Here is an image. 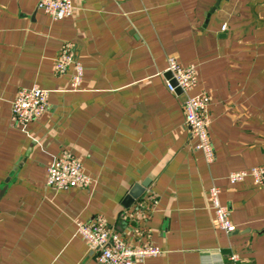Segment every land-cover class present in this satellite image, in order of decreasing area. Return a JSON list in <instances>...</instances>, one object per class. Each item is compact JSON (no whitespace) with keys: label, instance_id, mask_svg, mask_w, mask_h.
<instances>
[{"label":"crops","instance_id":"obj_1","mask_svg":"<svg viewBox=\"0 0 264 264\" xmlns=\"http://www.w3.org/2000/svg\"><path fill=\"white\" fill-rule=\"evenodd\" d=\"M55 18L38 0H0V264H103L77 231L103 219L129 244L163 251L145 264H264V183L229 173L264 164V0H74ZM226 24V28L223 25ZM84 66L55 67L65 41ZM194 63L191 93L208 96L215 155L169 89L168 57ZM49 89L45 113L12 120L21 87ZM67 149L92 177L55 188L47 173ZM148 179L132 203H123ZM236 229L218 226L209 188Z\"/></svg>","mask_w":264,"mask_h":264},{"label":"built area","instance_id":"obj_2","mask_svg":"<svg viewBox=\"0 0 264 264\" xmlns=\"http://www.w3.org/2000/svg\"><path fill=\"white\" fill-rule=\"evenodd\" d=\"M38 6L55 18L72 15L76 8L74 0H38ZM223 28H226V24ZM71 65L75 68L71 87L78 88L83 81L84 66L77 56L74 42L67 40L63 42L55 58V67L59 72H65ZM167 71L171 73L166 78L169 89H181L182 93H185V122L197 138L196 146L205 153L208 160H213L215 149L209 128L211 118L207 113L208 96L203 92L191 93V89L198 83L196 64H182L171 55L168 57ZM48 94L49 89L39 85L19 88L12 101V120L25 125L42 116L48 107ZM249 175L256 182L264 183V164L232 171L228 177L234 182ZM91 182L92 177L85 172L81 159L67 149L62 150L48 168L47 183L58 189L85 187ZM220 191V187L215 184L209 188L216 222L227 231H233L237 226L232 221L230 207L221 201ZM77 231L85 237L90 248L97 252V259L103 264H145L147 257L163 251L151 243L142 246L129 244L124 238L112 234L108 224L101 218L79 220ZM227 264H244V261L237 252H233Z\"/></svg>","mask_w":264,"mask_h":264},{"label":"water","instance_id":"obj_3","mask_svg":"<svg viewBox=\"0 0 264 264\" xmlns=\"http://www.w3.org/2000/svg\"><path fill=\"white\" fill-rule=\"evenodd\" d=\"M168 76L171 75V73L168 71L167 73ZM177 91H181V89H178ZM148 185V179L143 181L142 183H137L135 184L132 189L130 190V192L126 195L123 203L125 205H129L130 203H132L134 201V199L139 196L146 188V186ZM4 192V190L0 191V197L2 195V193Z\"/></svg>","mask_w":264,"mask_h":264}]
</instances>
